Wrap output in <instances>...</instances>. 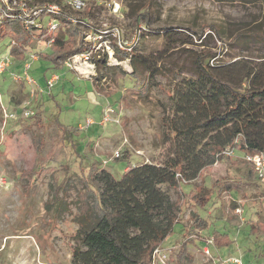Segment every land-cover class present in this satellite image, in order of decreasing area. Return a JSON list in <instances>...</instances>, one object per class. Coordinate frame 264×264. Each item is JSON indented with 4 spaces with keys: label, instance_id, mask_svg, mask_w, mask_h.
<instances>
[{
    "label": "rangeland",
    "instance_id": "obj_1",
    "mask_svg": "<svg viewBox=\"0 0 264 264\" xmlns=\"http://www.w3.org/2000/svg\"><path fill=\"white\" fill-rule=\"evenodd\" d=\"M149 8L155 10V20L140 17ZM87 12H91L86 19L89 27L107 31L97 44L100 53H108L107 64L132 71L128 60L117 62L111 57L110 47L120 38L124 46L157 61L161 68L153 80L157 85H150L146 93L127 91L133 87L132 80L114 84L103 77L101 64L90 60H78L75 69L63 64L66 69L48 71L47 79L57 76L53 88H47L32 68L28 74L36 82L33 88L12 79L14 68L0 75V264H72L77 193L81 191L76 177L85 178L88 164L98 161L120 179L125 168L136 163L159 165L171 155L172 133L163 121L171 118L173 83L168 72L194 77L195 60L208 54L216 55L209 63L218 66L236 60L249 66L264 62V0H87L80 17ZM41 50L37 40L32 42L25 63L30 65L29 56L37 57ZM6 55L7 48L0 42V56ZM53 117L76 130L80 156L73 149L59 147ZM34 135L45 141L41 153L33 150ZM51 155L56 156L53 175L42 178L31 191L24 190L16 170L33 168ZM250 169L234 153L183 185L186 194L201 193V189L208 194L219 192L217 202L212 201L216 207L210 203L199 210L187 195L178 224L158 248L152 264H223L231 258L264 264V187ZM227 183L238 184L240 190L226 189ZM162 189L172 201L177 199L172 190ZM199 216L205 218L206 229L211 225V229L224 230L233 242L221 249L205 245L206 254L205 246L194 237L205 234V230L200 233L204 227H193L178 257L184 230L194 226Z\"/></svg>",
    "mask_w": 264,
    "mask_h": 264
},
{
    "label": "trees",
    "instance_id": "obj_2",
    "mask_svg": "<svg viewBox=\"0 0 264 264\" xmlns=\"http://www.w3.org/2000/svg\"><path fill=\"white\" fill-rule=\"evenodd\" d=\"M44 4L57 6L58 11L42 10L33 25L25 23L18 8L7 7L0 0V42L7 48L14 71L21 72L28 48L37 40L43 50L36 54L37 59L31 62L29 71L32 68L34 73H40L45 85L48 71L57 73L69 58L90 52L92 44L85 41L88 28L89 33L100 37L97 42H101L106 33L87 25L91 12L80 17L79 12L62 0H33L31 3L39 8ZM140 17L155 20L157 16L155 10L149 8L141 12ZM51 20L57 24L55 31L49 29ZM187 30L197 35L192 29ZM212 32L218 35L216 30ZM112 49V57L117 62L128 60L132 71L126 72L120 64L109 66L105 52H91L90 61L101 64L105 79L121 85L126 79L132 80L133 87L127 91L142 93H146L150 85H157L153 82L161 72L157 61L137 54L130 46L120 48L113 44ZM96 55H101V59L95 60ZM215 57L214 54L198 57L191 78L181 76L179 71L168 72L173 83L169 95L171 118L163 121L166 119L165 124L172 133L173 150L163 163H136L124 170L120 179H115L100 162L93 161L88 164L85 178L76 177L81 191L77 193L72 264H152L154 251L178 224L181 203L187 195L199 210H205L214 200L217 202L219 192L208 194L201 189V193L191 190L186 194L183 185L195 180L204 168L222 161L226 149L242 159L246 155L264 154V62L249 66L243 60H236L218 66L209 63ZM50 91L48 96H51ZM35 117L39 124L38 114ZM51 121L59 135V147L73 149L80 156L75 143L76 130L66 127L57 117ZM44 143L42 137H32V147L37 153L42 152ZM55 163L56 156L51 155L33 168L18 169L17 180L22 182L24 190L31 191L42 178L53 175ZM250 172L254 173L252 167ZM59 183L54 196L63 180ZM162 187L172 190L177 199L172 201ZM224 187L240 190L234 183L224 184ZM210 226L206 229L205 218L199 216L194 226L184 230L176 255L182 256L186 240L193 235V227H204L200 233L205 230V234L194 236L202 245L211 240L213 248H228L233 242L229 235Z\"/></svg>",
    "mask_w": 264,
    "mask_h": 264
},
{
    "label": "built area",
    "instance_id": "obj_3",
    "mask_svg": "<svg viewBox=\"0 0 264 264\" xmlns=\"http://www.w3.org/2000/svg\"><path fill=\"white\" fill-rule=\"evenodd\" d=\"M1 1L7 7L11 6V7L18 8L20 10L23 18L25 19L26 24L35 25V22H36L37 18L39 17V14L42 12V10H45V11L51 12V13H56L58 11V7L55 5L44 4L41 6V8L36 7V6H32L31 3L33 2V0H6V1L1 0ZM62 1L65 4H67L71 9H73L74 11H77V12H79L80 10H83L87 4V0H62ZM48 26H49V29L51 31H55L57 28V24L53 20H51L48 23ZM103 32L107 33L106 30H104ZM86 37H89V39H86ZM99 38L100 37L93 36L92 33H87L85 35V41L92 44L90 52L75 55V56L69 58L67 61H65L64 64L75 69L77 67L76 63L78 60L79 61L82 60L85 63L88 62L90 60L91 52H96L98 50L100 51V49L97 48V47H99L97 44L100 43V42H97V40ZM115 44L120 48L125 47L124 43L120 40V38H118V40L116 41ZM110 49H111L112 54H113L112 46L110 47ZM107 55H108V53H107ZM29 57L32 61H35L37 59V57L35 55H30ZM111 57H112V55H111ZM29 66L30 65L28 63H24L22 65L21 72L19 74H16L14 71H12L13 62L11 60V57L9 55L0 57V75L4 74L6 71L10 70V71H12V72H10V76L12 77L13 80H15V81L23 80L26 84H28L29 86H31V88H33L34 86H36V82L28 74L29 73ZM56 80H57L56 75L50 76L46 80V87L47 88L53 87ZM31 93L33 94L32 89H31ZM4 114L6 117L7 114L5 113V111H4ZM235 141H237V139ZM233 154H234V152L229 150V149H226L224 151L225 156L229 157V156H232ZM118 157H119V154L116 153L115 158H118ZM243 159L245 162H247L253 168L256 180L258 181V183L260 185H262L264 187V154L257 155V156L246 155L243 157ZM210 244H212V241L208 240L207 245H210ZM204 251L206 254L208 253L207 246H205ZM156 253H158V249H156L154 251L153 258H154V255H156ZM223 264H244V263H242V261H240L239 259L231 258V259L224 261Z\"/></svg>",
    "mask_w": 264,
    "mask_h": 264
},
{
    "label": "crops",
    "instance_id": "obj_4",
    "mask_svg": "<svg viewBox=\"0 0 264 264\" xmlns=\"http://www.w3.org/2000/svg\"><path fill=\"white\" fill-rule=\"evenodd\" d=\"M124 170H126V168L124 169ZM245 263V262H244ZM246 264V263H245Z\"/></svg>",
    "mask_w": 264,
    "mask_h": 264
},
{
    "label": "bare ground",
    "instance_id": "obj_5",
    "mask_svg": "<svg viewBox=\"0 0 264 264\" xmlns=\"http://www.w3.org/2000/svg\"><path fill=\"white\" fill-rule=\"evenodd\" d=\"M82 68V67H81ZM80 70V69H79Z\"/></svg>",
    "mask_w": 264,
    "mask_h": 264
}]
</instances>
